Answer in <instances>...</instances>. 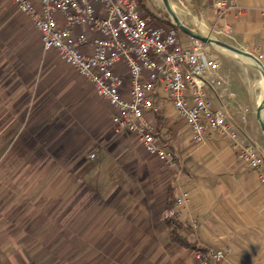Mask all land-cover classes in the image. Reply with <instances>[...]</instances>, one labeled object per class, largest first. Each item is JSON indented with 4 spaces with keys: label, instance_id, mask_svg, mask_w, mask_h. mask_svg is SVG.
<instances>
[{
    "label": "crops",
    "instance_id": "obj_1",
    "mask_svg": "<svg viewBox=\"0 0 264 264\" xmlns=\"http://www.w3.org/2000/svg\"><path fill=\"white\" fill-rule=\"evenodd\" d=\"M218 1L171 0V3L177 9V5L190 8L195 14L192 15L195 23L200 22L214 32L223 34L245 50L254 54L264 52V0H227L233 8L224 19L219 18ZM5 9V5L0 6V35L10 34L14 27H18L19 34H22L18 36L27 37V54H36L34 62L46 64L45 67L58 76V84L68 83L73 88L79 82L86 81L94 90L85 77L67 66L53 51L38 53L40 34L31 19L18 11V18L11 19L9 13L2 11ZM144 10L149 12L146 5ZM225 23L230 30L226 31ZM180 37L185 44L190 42V34L183 31ZM227 83L228 90L224 86H210L207 90L208 101L226 111L239 141L255 142L264 155V132L257 114L262 86L259 81L250 85L242 77L235 76L227 78ZM231 92L234 94L231 95ZM109 110L104 113L98 108L88 120L89 138L97 139L92 151L96 156L84 158V163L90 160L99 162L100 168L108 173L106 178L115 171L128 172L126 187L129 186V190L125 189L126 193H120L118 197L115 192L117 199L124 196L116 208L121 209L125 222L121 227H115L106 241L92 245L98 257H84L76 264H205L199 252L182 248L169 240V230L163 223V216L171 182L177 186L178 198L187 193L186 203L179 206L176 219L180 230L194 245L225 249L227 255L223 264H264V181L239 159L234 142L229 137H208L202 143H195L184 119L165 104L159 120L167 131L164 139H161L178 163L177 168H171L149 154L142 155L139 143H134L132 147L141 159L134 156L126 135L113 130L110 107ZM130 154L135 158H128ZM117 184L122 191L121 184ZM71 215L68 213L66 217ZM192 216L198 225L190 231L188 227ZM106 227L98 225L90 234L101 233ZM89 228L83 229V233ZM73 229L68 228V232ZM26 246L21 241L0 240V264H42V259L25 257L22 251ZM118 249H122L123 253H117L116 258L110 256Z\"/></svg>",
    "mask_w": 264,
    "mask_h": 264
},
{
    "label": "rangeland",
    "instance_id": "obj_2",
    "mask_svg": "<svg viewBox=\"0 0 264 264\" xmlns=\"http://www.w3.org/2000/svg\"><path fill=\"white\" fill-rule=\"evenodd\" d=\"M142 1L149 11L175 23L163 0ZM1 5L11 19L18 18L19 11L10 0H0ZM177 6L183 23L193 31L244 49L195 23L190 8ZM18 35H22L18 27L0 35V240L24 242L25 257L42 259V264H76L84 257H98L92 245L106 241L125 222L116 206L129 190L128 172L115 171L106 178L108 173L99 162L84 163V158L92 159L97 144V139L89 138L88 120L98 108L108 113L109 106L86 81L74 89L68 83L58 84V76L46 64L34 62L36 54H27V37ZM39 51H44L41 46ZM210 52L226 78L242 77L250 85L259 81L263 92L262 73L248 59L213 44ZM126 141L132 149L138 143L134 135H126ZM140 152L148 156L141 147ZM136 157L141 159L139 153ZM115 192L123 197L117 199ZM68 213L72 215L66 217ZM98 225L107 229L90 234ZM70 227L74 229L68 232ZM88 227L89 232L83 233ZM117 253H123L122 249L110 256L116 258Z\"/></svg>",
    "mask_w": 264,
    "mask_h": 264
},
{
    "label": "built area",
    "instance_id": "obj_3",
    "mask_svg": "<svg viewBox=\"0 0 264 264\" xmlns=\"http://www.w3.org/2000/svg\"><path fill=\"white\" fill-rule=\"evenodd\" d=\"M10 1L31 19L43 50L59 55L92 84L97 97L112 111L116 133L134 135L146 153L177 168L159 134L166 104L184 119L195 143L229 137L239 159L264 181V155L259 146L239 141L226 111L207 99L210 86L228 90L209 43L191 35L185 44L176 27L146 12L141 0ZM217 7L219 18L224 19L233 5L219 0ZM224 26L230 30L227 23ZM255 55L264 63V52ZM186 199L184 193L164 216L177 222L178 208ZM197 225L192 216L188 229L195 230ZM206 250L214 260L225 262V249ZM199 257L205 263L201 253Z\"/></svg>",
    "mask_w": 264,
    "mask_h": 264
},
{
    "label": "trees",
    "instance_id": "obj_4",
    "mask_svg": "<svg viewBox=\"0 0 264 264\" xmlns=\"http://www.w3.org/2000/svg\"><path fill=\"white\" fill-rule=\"evenodd\" d=\"M142 7L145 8L143 1H142ZM149 13L155 15L151 11H149ZM161 19H162V17H161ZM165 21L170 23V24H173L178 31L181 30L177 26V24L173 23L171 20H165ZM159 124H160L159 134L164 139L163 135L166 134L167 131L165 130V127H164L162 121H159ZM176 192H177V186H176L175 182H171L169 185V189H168V199H167L165 211L170 210L176 206V203L178 200V196H177ZM163 223H164L165 227L168 228V230H169L170 242L177 244L178 246H180L182 248L192 249L194 251L201 253L202 256L204 257L205 264H222L221 262L214 260L210 256V254L206 250V248H202L198 245H194L190 241L189 237L180 230V227L178 226L177 222H173L172 219L166 218L165 216H163Z\"/></svg>",
    "mask_w": 264,
    "mask_h": 264
},
{
    "label": "water",
    "instance_id": "obj_5",
    "mask_svg": "<svg viewBox=\"0 0 264 264\" xmlns=\"http://www.w3.org/2000/svg\"><path fill=\"white\" fill-rule=\"evenodd\" d=\"M163 1L165 2L166 6H167L168 11L172 15V17L175 21V24H177V26L182 31H184L185 33H188V34H190V35H192V36H194V37H196V38H198L204 42H207L209 44H214V43L220 44L221 46L232 51L233 53H236L242 57H245V58H248V59L254 61L256 63L257 68L261 71L263 81H264V63L261 60H259L258 57L254 53H251L245 49H241V48H239V47H237L231 43L220 40L218 38H213L211 36L204 35L203 33L193 31L192 29L187 27L182 22L180 17L176 14L171 1L170 0H163ZM257 114H258V119H259L261 128L264 132V88H263V93H262V99H261V102L259 103V106H258Z\"/></svg>",
    "mask_w": 264,
    "mask_h": 264
},
{
    "label": "bare ground",
    "instance_id": "obj_6",
    "mask_svg": "<svg viewBox=\"0 0 264 264\" xmlns=\"http://www.w3.org/2000/svg\"><path fill=\"white\" fill-rule=\"evenodd\" d=\"M174 10H175L176 14L180 17V13H179L178 9H177V8H174ZM180 19L182 20L181 17H180ZM182 22H183V21H182ZM213 45H216V46H219V47H223V46H221L220 44H217V43H214ZM224 48H225V47H224ZM246 59H248V58H246ZM248 61H249L252 65H254L255 67H257V66H256V63H255L254 61H252V60H250V59H248Z\"/></svg>",
    "mask_w": 264,
    "mask_h": 264
}]
</instances>
